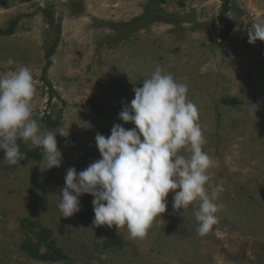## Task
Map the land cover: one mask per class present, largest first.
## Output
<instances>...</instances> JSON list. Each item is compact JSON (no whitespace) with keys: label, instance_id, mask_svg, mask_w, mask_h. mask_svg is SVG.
<instances>
[{"label":"rangeland","instance_id":"obj_1","mask_svg":"<svg viewBox=\"0 0 264 264\" xmlns=\"http://www.w3.org/2000/svg\"><path fill=\"white\" fill-rule=\"evenodd\" d=\"M256 20L264 21V0H0V72L27 66L41 131L69 133L56 134L59 167L45 169L43 153L15 166L0 155V264H264V50L259 39L248 42ZM8 58L15 63L5 66ZM157 67L187 84L198 108L202 150L216 162L206 188L224 186L218 223L199 235L200 202L174 210L172 191L143 239L126 226L94 225L91 194L79 197V212L61 216L67 169L102 158L97 132L135 127L119 112ZM26 220L48 228L65 257H30L21 245L37 239ZM116 235L118 244L102 247Z\"/></svg>","mask_w":264,"mask_h":264},{"label":"clouds","instance_id":"obj_2","mask_svg":"<svg viewBox=\"0 0 264 264\" xmlns=\"http://www.w3.org/2000/svg\"><path fill=\"white\" fill-rule=\"evenodd\" d=\"M37 3L45 6V0ZM248 36L252 44L258 39L264 41V21H253ZM14 63L8 58L5 66ZM133 91L134 98L123 106L119 118L135 127L125 129L114 124L108 137L97 132L95 142L102 158L80 172L75 167L67 169L58 201L61 216L68 218L79 212V197L91 194L94 225L126 226L131 239H143L156 218L165 213L166 198L172 191L174 210L200 202L194 213L199 223L197 232L208 234L218 223L216 213L224 207L218 203L224 186L223 182L212 186L211 192L206 188L208 170L216 162L202 150L205 138L198 123V108L187 98V84L178 83L171 73L157 67L143 86ZM35 93L34 77L27 66L0 72V150L9 166L20 165L26 158L17 143L22 139L43 149L45 169L59 167L62 152L56 134L67 137L69 133L62 129L41 131L33 118ZM181 149L190 156L181 155Z\"/></svg>","mask_w":264,"mask_h":264},{"label":"trees","instance_id":"obj_3","mask_svg":"<svg viewBox=\"0 0 264 264\" xmlns=\"http://www.w3.org/2000/svg\"><path fill=\"white\" fill-rule=\"evenodd\" d=\"M47 17H49L48 12H45ZM262 49L264 50V41H262ZM225 102H228L229 104H235L238 102L236 98H230L225 99ZM93 108L95 110H98L101 112V106L97 103H93ZM43 153V149L41 147H35L28 149L25 154L26 157L34 158V159H40L41 155ZM0 155H4V152L1 151ZM25 227L30 230V232L33 234V236L37 239L36 242L29 239L22 243L21 248L30 256L37 259H46V260H58L65 257L62 250L56 245V242L51 238L50 230L46 227H43L42 225L32 222L30 220H26ZM119 237L113 236L110 238L105 239L102 242V247L105 249H108L115 244H118ZM39 242H44L45 245V253L41 254L39 250L41 249V246H39Z\"/></svg>","mask_w":264,"mask_h":264}]
</instances>
